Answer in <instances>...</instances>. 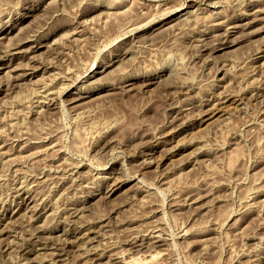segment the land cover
<instances>
[{
    "label": "rangeland",
    "instance_id": "obj_1",
    "mask_svg": "<svg viewBox=\"0 0 264 264\" xmlns=\"http://www.w3.org/2000/svg\"><path fill=\"white\" fill-rule=\"evenodd\" d=\"M260 47L264 0H0V264H264Z\"/></svg>",
    "mask_w": 264,
    "mask_h": 264
},
{
    "label": "bare ground",
    "instance_id": "obj_2",
    "mask_svg": "<svg viewBox=\"0 0 264 264\" xmlns=\"http://www.w3.org/2000/svg\"><path fill=\"white\" fill-rule=\"evenodd\" d=\"M181 3H183V2H181ZM207 4H208V3H207ZM181 6H182V4H178V7H181ZM172 7H174V6H172ZM178 7H175V8H173V9L175 10V9H177ZM165 8H170V7H165ZM165 8H164V10H165ZM171 9H172V8H170V10L167 9V11H168V12H169V11H172L173 9H172V10H171ZM164 10L161 9V11H163V14L165 13ZM260 11H262V9H261ZM168 12H167V13H168ZM261 13H263V12H261ZM141 14H142V13H141ZM143 14H147V13H143ZM159 14H160V13H159ZM161 14H162V13H161ZM254 14H255V13H254ZM136 16H137V15H136ZM140 16H141V15H140ZM256 16H257V15H256ZM256 16H255V17H256ZM136 18H137V17H136ZM138 18H139V16H138ZM140 18H141V17H140ZM144 18H145V17H144ZM256 18H257V17H256ZM256 18H255V21H257ZM258 19H259V18H258ZM148 21H149V20H148ZM252 21H253V20H252ZM250 23H251V22H250ZM122 24H123V23H122ZM126 24H127V23H126ZM130 24H131V23H130ZM134 24H135V23H134ZM199 24H200V23H199ZM132 25H133V24H132ZM136 25H137V24H136ZM120 26H121V25H120ZM127 27H128V24H127ZM124 28H125V27H124ZM128 28H129V27H128ZM133 28H135V27H133ZM136 28H137V26H136ZM125 32H128V31H125ZM228 32H230V31H228ZM216 36L219 38L218 35H216ZM214 39L216 40L217 38H214ZM214 39H213V40H214ZM211 40H212V39H211ZM215 40H214V41H215ZM218 40H219V39H218ZM220 40H221V39H220ZM224 40H225V39H224ZM144 41H145V40H144ZM216 41H217V40H216ZM210 42H211V41H210ZM217 42H219V41H217ZM217 42H216V44H217ZM221 42H222V41H221ZM221 42L218 44V46L216 45V47H215L214 49H216V48L219 47V46H223V43H221ZM208 43H209V42H208ZM208 43H207V45H208ZM224 43H225V42H224ZM123 44H124V43H123ZM212 44H213V47H214V43H212ZM204 45H205V44H204ZM224 45H225V44H224ZM210 46H211V45H210ZM199 47H200V46H199ZM199 47H198V48H199ZM207 47H208V46H207ZM207 47H206V48H207ZM206 48H205V49H206ZM210 48H212V47H210ZM260 48H261V47H260ZM119 49H120V48H119ZM212 49H213V48H212ZM261 49H262V48H261ZM261 49H258V50H259L260 52H261V51H264V49H262V50H261ZM118 51H119V50H118ZM199 51H200V49H199ZM128 52H129V50L126 49V50H124V52H122V53H121V52L117 53V54H116L114 57H112L111 59L109 58V59H110V60H109V63L112 64L113 62L117 61V59L115 60L114 58H117V57L121 56L123 53L125 54V53H128ZM196 58H197V57H196ZM207 59H208V58H207ZM103 66H104V65H103ZM107 66H109V65H107ZM88 67H89V66H88ZM85 70H86V71H85ZM85 70H84V71L87 72V73H88V71H91L90 68H85ZM84 71H83V72H84ZM154 71H155V70H154ZM160 71H161V70H160ZM160 71H159V72H160ZM91 72H92V71H91ZM94 73H95V72H93V74H94ZM81 74H82V73H81ZM147 75H148V74H147ZM87 76H89V74H86V73H85V75L82 76V77H87ZM129 76H130V75H128L127 77L129 78ZM150 76H151V75H150ZM157 77H158V76H157ZM159 77H160V75H159ZM149 78H150V77H149ZM76 79H78V77H76L74 80H76ZM51 80H52V79H51ZM148 80H152V78H150V79H148ZM151 82H152V81H151ZM154 82H155V81H154ZM149 83H150V82H149ZM149 83H148V84H149ZM171 83H172V82H171ZM144 84H145V83H144ZM146 84H147V83H146ZM154 84H155V83H154ZM166 84H167V83H166ZM176 85H177V83H176ZM179 85H180V84H179ZM182 85H183V84H182ZM182 85H181V86H182ZM126 86H127V84H126ZM144 86H145V85H144ZM174 86H175V84L173 85V88H174ZM177 86H178V85H177ZM187 86H188V85H187ZM179 87H180V86H179ZM139 88H140V87H139ZM139 88H138V89H139ZM141 88H142V86H141ZM176 88H177V87H176ZM181 88H182V87H181ZM138 89H137V90H138ZM139 90H140V89H139ZM167 90H168V89H167ZM177 90H178V89H177ZM177 90H176V91H177ZM181 90H182V89H181ZM60 91H61V90H60ZM145 91H146V90H145ZM168 91H169V90H168ZM179 92H180V90H179ZM211 93H212V92H211ZM213 93H214V91H213ZM35 94H37V93H35ZM46 99H47V98H46ZM27 102H28V101H27ZM32 102H33V101H32ZM38 104H39V103H38ZM45 104H48V105L50 106V105L53 104V100L49 98V100L47 101V103L45 102ZM48 105H47V106H48ZM45 106H46V105H45ZM166 106H167V105H166ZM169 106H170V105H169ZM174 107H175V106H174ZM166 108H168V107H166ZM164 109H165V108H164ZM170 109H171V108H170ZM99 137H100V136H99ZM112 182H113V181H112ZM32 215H33V214H32ZM149 247H150V246H149ZM56 254H57V253H56ZM120 255H121V254H120ZM119 257H120V256H119ZM152 258H153V257H152Z\"/></svg>",
    "mask_w": 264,
    "mask_h": 264
}]
</instances>
